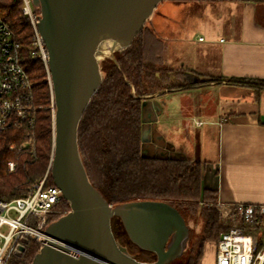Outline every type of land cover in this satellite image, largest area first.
<instances>
[{"label":"trees","instance_id":"obj_1","mask_svg":"<svg viewBox=\"0 0 264 264\" xmlns=\"http://www.w3.org/2000/svg\"><path fill=\"white\" fill-rule=\"evenodd\" d=\"M0 18L20 42L21 63L33 83L29 104L35 119L33 127L25 122L0 135V199L10 201L24 196L32 185L45 178L46 186H54L49 171L54 148L55 102L46 67L32 56L34 34L29 18L23 13L22 0H0ZM162 54V41L146 25L129 49L116 52L114 59L103 62L104 82L80 123L79 148L91 183L112 206L139 200L165 201L187 223L196 225L198 220L203 221L201 235H195L191 229L189 249L171 263L199 264L205 243L219 239L224 231L216 208L218 190L203 185L204 165L200 161L142 156V109L145 99L160 92L193 90L206 84L198 73L167 67ZM210 79L264 91V79ZM31 137L35 139L33 150L23 147ZM10 162L16 165L13 172L9 171ZM57 208L62 212L51 216L49 224L70 211L65 200ZM112 231L138 261H156L155 253L142 250L129 240L116 217L112 219ZM243 232L257 237L256 252L264 247V227L259 222L245 223ZM39 250L40 245L31 241L24 254L15 256L11 264H31Z\"/></svg>","mask_w":264,"mask_h":264},{"label":"water","instance_id":"obj_2","mask_svg":"<svg viewBox=\"0 0 264 264\" xmlns=\"http://www.w3.org/2000/svg\"><path fill=\"white\" fill-rule=\"evenodd\" d=\"M162 1L33 0L55 102L50 174L70 211L46 227L31 264H171L189 249L191 226L173 205L139 200L112 206L91 183L79 148L80 123L104 82L103 62L133 45ZM105 46L112 55L101 61ZM115 217L156 261H138L116 239Z\"/></svg>","mask_w":264,"mask_h":264},{"label":"crops","instance_id":"obj_3","mask_svg":"<svg viewBox=\"0 0 264 264\" xmlns=\"http://www.w3.org/2000/svg\"><path fill=\"white\" fill-rule=\"evenodd\" d=\"M148 25L169 68L264 79V0H163ZM141 151L202 162L220 202L264 205V91L223 81L145 99Z\"/></svg>","mask_w":264,"mask_h":264},{"label":"built area","instance_id":"obj_4","mask_svg":"<svg viewBox=\"0 0 264 264\" xmlns=\"http://www.w3.org/2000/svg\"><path fill=\"white\" fill-rule=\"evenodd\" d=\"M22 2L23 13L29 18L34 34L32 56L45 65L51 84L48 52L37 26L40 12L34 7L33 0ZM20 48L15 34L0 18V135L25 122L32 127L35 123L29 104L33 83L21 63ZM27 146L32 150L35 148L34 137L23 145ZM15 167V163H9L10 172ZM62 200L61 190L55 185L46 186V178L32 185L22 197L10 201L0 199V264H11L25 248V239L42 247L47 239L45 229L50 217L62 212L57 208ZM216 208L224 232L217 244L215 264H264V247L256 252L257 237L243 232L245 223L264 225V205L218 201Z\"/></svg>","mask_w":264,"mask_h":264},{"label":"rangeland","instance_id":"obj_5","mask_svg":"<svg viewBox=\"0 0 264 264\" xmlns=\"http://www.w3.org/2000/svg\"><path fill=\"white\" fill-rule=\"evenodd\" d=\"M146 25L149 26L148 23ZM108 45L109 44H107L106 46H108ZM106 46H105V48H106ZM111 55L112 54L110 52H108L106 55H104V57L101 58V61L105 60L107 57H110ZM212 78H214V77H212ZM201 80L205 82V84H206L205 86H207L208 84L212 83L211 79H210V76H204L203 75V76H201ZM210 136L213 138V135H210ZM211 137H209V140H211ZM212 153H213V149H212V152H211L210 156H212ZM191 161H196V160H191ZM203 185L205 186L204 182H203ZM202 222L203 221H201V220L199 221L198 220V223H196V225H194V223H190L191 229L194 230V232L196 233L195 235H201V232H202V229H203V226H204L202 224ZM262 226L264 227V225H262ZM199 237L197 238V240L199 239ZM219 239L214 240V241H207L205 243V251H204V256L202 258V263L201 264H215L214 261L216 259V250H217V244H218ZM194 240H196V237H195ZM194 243H195V241H194ZM198 246H199V244H198ZM195 249H196L195 251L197 253L199 247H196Z\"/></svg>","mask_w":264,"mask_h":264},{"label":"bare ground","instance_id":"obj_6","mask_svg":"<svg viewBox=\"0 0 264 264\" xmlns=\"http://www.w3.org/2000/svg\"><path fill=\"white\" fill-rule=\"evenodd\" d=\"M110 47V46H109ZM109 50L110 49H108V47L107 48H104V52H103V54H106V53H108L109 52Z\"/></svg>","mask_w":264,"mask_h":264},{"label":"flooded vegetation","instance_id":"obj_7","mask_svg":"<svg viewBox=\"0 0 264 264\" xmlns=\"http://www.w3.org/2000/svg\"><path fill=\"white\" fill-rule=\"evenodd\" d=\"M25 250H26V246H25V248L22 250V252H20L17 256H21L22 254H24Z\"/></svg>","mask_w":264,"mask_h":264}]
</instances>
